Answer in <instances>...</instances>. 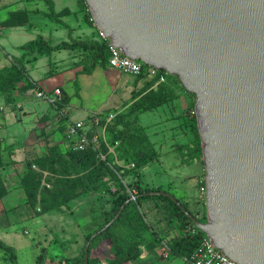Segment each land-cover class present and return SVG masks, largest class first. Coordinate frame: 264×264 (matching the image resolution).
I'll list each match as a JSON object with an SVG mask.
<instances>
[{
	"label": "rangeland",
	"instance_id": "obj_1",
	"mask_svg": "<svg viewBox=\"0 0 264 264\" xmlns=\"http://www.w3.org/2000/svg\"><path fill=\"white\" fill-rule=\"evenodd\" d=\"M54 2L55 9L63 13V20L78 25L81 38L97 36L86 0ZM35 9L48 11V3L45 0H0V69L10 66L16 48L20 56V44L37 32V27L31 25L29 31L33 34L27 33L28 23L13 25L17 20L16 11ZM48 20L49 24L62 27ZM61 40L55 35L51 38L53 43ZM54 54L43 56L45 59L36 62L35 68L34 63H27V68L31 66L35 76L49 69L48 81L68 68L82 69L78 63L83 59L81 52H71V57L78 61L74 59L73 63L58 67L51 63ZM61 61L66 62V57H61ZM87 64L85 61V66ZM79 75L73 79L70 90L62 87L64 92L54 104L47 101L49 104L42 105L43 99L35 93L37 83L30 78L13 93L0 94V240L15 248L19 264H76V259L85 252L87 234L98 227L95 216L101 215V208L110 209L120 194L134 196L138 183L173 193L200 218L206 210L205 193L201 190L206 170L195 94L182 85L177 75L165 70L148 73L141 84L137 75L121 72L108 64L97 66L91 74ZM33 84L35 90L31 88ZM177 100H182L181 106L174 105ZM96 109L101 113H96ZM111 114L115 115L108 120ZM177 114L184 117V121L170 123V116ZM78 119L85 120L89 134L100 138L94 150L100 159L107 157L102 178L105 183L99 191L79 194L80 189H76L73 199L43 212L40 192L37 199L32 200L24 187L29 162L53 149L52 156L47 158L56 161L54 167L59 172L45 170L42 185L56 188L62 175L78 176L62 161V158L71 160L68 153L74 147L66 130ZM143 149L149 151L148 160L137 168L135 160ZM32 168L41 170L38 165ZM64 168L67 170L62 172ZM197 174L203 177L201 184ZM142 211L140 229L127 241L132 246L138 245L141 253L124 264H192L170 254L171 241L181 233L178 226L182 222L173 215L174 206L168 201L151 199L143 202ZM40 254H44L41 261ZM90 258L93 264H112L115 249L111 241L99 243L91 250ZM0 264H11L9 253L1 247Z\"/></svg>",
	"mask_w": 264,
	"mask_h": 264
},
{
	"label": "water",
	"instance_id": "obj_2",
	"mask_svg": "<svg viewBox=\"0 0 264 264\" xmlns=\"http://www.w3.org/2000/svg\"><path fill=\"white\" fill-rule=\"evenodd\" d=\"M86 2L112 45L177 75L196 96L206 219L171 192L144 194L170 197L236 262L264 264V0ZM95 234L86 245V264Z\"/></svg>",
	"mask_w": 264,
	"mask_h": 264
},
{
	"label": "trees",
	"instance_id": "obj_3",
	"mask_svg": "<svg viewBox=\"0 0 264 264\" xmlns=\"http://www.w3.org/2000/svg\"><path fill=\"white\" fill-rule=\"evenodd\" d=\"M45 1L48 3V11L38 9L22 10V12L16 11L17 20L13 23V25L29 23V13L34 12L40 13L56 23L69 27V25L62 19V11H57L55 9L54 0ZM20 48L22 49L21 55L12 58L13 61L10 66L0 69V94L13 93L26 80L29 78L31 79L27 63H32L45 55L48 56L54 52L64 49H68L71 52H81V54H83V59L78 63L82 65V69L77 71L78 74H91L97 66H105L108 64L109 57V48L107 43L100 41L96 38V36L92 39L74 38L71 36V31L68 39H63L57 43H53L50 38L47 39L44 35L38 34L36 38L26 42ZM85 61H88L87 66H85ZM148 69V66H143L142 72L137 75V78L141 80L145 77L149 73ZM34 85L35 84H33L31 88H34ZM137 106L139 107V105ZM71 141L73 146L75 139H71ZM94 149L95 148L93 146H89L84 150L70 149L68 156L71 160H64V158H62V161L66 162L68 167L72 168L71 172L79 175L76 177H71L68 174V176L62 175V177L59 178V183L56 188L42 185V180L44 178L43 172L45 170L50 172H59L54 167L56 161L53 159L50 161L47 158V156H52L53 149H48L45 154L30 160V167L27 172L24 186L28 197L32 200H36L38 193L40 192L42 196L40 205L43 206V212H48L51 209L63 205L66 201L73 199L75 196L72 193L76 189H80L79 194L93 190H102L103 184L105 183V181L102 180L103 167L107 157L106 160L100 159L98 152ZM148 156L149 151L147 149L139 151L138 158L135 160V167H141L148 160ZM32 165H38L41 170L32 168ZM65 170L67 169L64 168L62 172ZM68 172L69 170L67 173ZM46 180L49 181L50 177H47ZM65 183H67V186H64ZM136 189L137 192L134 194V196L137 197L136 199H131L129 203L125 204L128 199L134 196H131L128 193L120 194L115 197L110 209L102 207L101 215L95 216L98 227L86 236L88 242L96 233L94 238L91 240L89 253L102 241L109 240L115 249V258L112 261V264H124L128 260L137 258L141 253L140 249L138 245L132 246L127 244L128 238L135 235L140 229L139 227L141 226L144 217V213L142 211L143 202L151 199H160L168 201L172 206H174L175 212L173 215L182 220L181 225L183 226V230H181L179 235L172 239L170 244V254L172 257H181L185 259V261L190 262L191 254L200 245L204 236L203 231L199 230V232L195 235L188 233L189 226L192 225L193 222L184 210H182V208L170 197L165 195L144 194L145 192L151 190H163L162 187L143 186L142 183H138L136 185ZM177 199L180 200L179 198ZM180 201L186 206L188 211H192L187 207L184 201ZM124 204L125 208L117 220L108 228L102 230V228H104L106 224H108L120 211ZM192 213L195 214L193 211ZM196 216L199 219H206V210L203 212L201 218L198 215ZM0 247L9 253L11 264H19L16 261V252L13 246L7 245L0 240ZM43 251H45L44 248ZM43 258L44 254H40V261ZM93 261L94 260L92 258H89L88 262L89 264H93ZM76 264H86L85 252L80 258L76 259Z\"/></svg>",
	"mask_w": 264,
	"mask_h": 264
},
{
	"label": "built area",
	"instance_id": "obj_4",
	"mask_svg": "<svg viewBox=\"0 0 264 264\" xmlns=\"http://www.w3.org/2000/svg\"><path fill=\"white\" fill-rule=\"evenodd\" d=\"M96 38L108 44V65L111 68L117 69L124 73L139 75L142 72L143 66H148L143 65L123 54V52L119 48L112 45L110 39L107 37L105 32L98 28ZM148 67V71L150 74L156 70L151 66ZM61 94L62 90L58 87L51 91L36 89V95L39 98L44 99L52 104H54L58 99L61 98ZM110 116L114 117V115L112 114ZM85 128V120L73 121L68 126L67 136L70 140L75 139V142L73 144L74 149L84 150L89 146H93L97 149L98 144L100 143L99 136L89 134V132ZM202 191L203 193H205V186L202 187ZM199 230L201 229L193 223L189 226L188 233L195 235L199 232ZM166 254H168V252ZM190 262L192 264H240L235 260L231 259L223 251L218 249L205 233L200 245L191 254Z\"/></svg>",
	"mask_w": 264,
	"mask_h": 264
},
{
	"label": "crops",
	"instance_id": "obj_5",
	"mask_svg": "<svg viewBox=\"0 0 264 264\" xmlns=\"http://www.w3.org/2000/svg\"><path fill=\"white\" fill-rule=\"evenodd\" d=\"M69 12H71V11H69ZM48 19L49 18H47L46 16H44V15H42L40 13H34V12H30L29 13V23L26 26V28L28 30L26 29L25 31L27 33L31 34L32 33V32H30L32 30L31 29V25H33L34 27H37V32H36L37 34L36 33L35 34L32 33L33 35L31 37H29L30 39H28L26 42L36 38L38 36V34H42L45 37H48L50 39L52 38L53 35H55L58 38L68 39L69 36H70V31H71V36H73L74 38H81L80 35H81L82 32L80 31L79 27H77L78 25L75 26L73 24H70L66 19H64V21L69 25V27L61 25L63 27L62 28L60 26H54V25L49 24V20ZM59 30H60V32H57ZM96 32H97V28H96ZM57 34H58V36H57ZM25 43H23V44H25ZM23 44H20V45L22 46ZM14 50H15V48H14ZM15 52L16 53H14V54L17 56V52H19V49L16 48ZM55 53H56V55L55 54L52 55L53 56L52 61H54V62H51V63H54V65H56V66L57 65H61V64L65 65V64L73 63L72 61H74V59H76V58H72L71 57V51L68 50V49L57 51ZM61 57H66L67 61L66 62L65 61H61ZM42 58H43V60L45 59V57H40L36 61L32 62V63H34L33 64L34 66L32 65V67L35 68V65L37 64L36 62H38ZM55 59H58V60H55ZM48 61H49V59H48ZM50 61H51V58H50ZM76 61H78V60L76 59ZM45 63H46V61H45ZM30 67H29V69H30L29 73H30L31 79H32V81L37 83L36 89L37 88H39V89L41 88V90H42V87H43V90L45 89V90H48V91H51V90H53V89H55L57 87L61 88L63 92H64V89L70 90V88H72L71 86H73V84H74L73 79H75L77 76H80L77 73V71L79 69L78 66H77L75 68H68L67 70L60 71L59 73H57L54 76L50 77V78H53L52 81H48V78H47L46 75H47L49 69L47 70V68H46L44 71H42V73L40 75H36L35 76V75H33L32 68H30ZM80 79H81V77H80ZM144 80H146V79L142 78L140 80V84L143 83ZM34 90H35V88H34ZM35 93H36V91H35ZM184 102H185V100H183V103ZM42 103H43L42 105H45L48 102L46 100L44 101V99H43ZM175 103L179 104V106H181L180 103L182 104V100H177V102H174V105H175ZM172 109H174L173 106H172ZM179 109L180 108L178 107V111H180ZM96 113L100 114L101 111L96 109ZM113 115H115V114H113ZM170 117L172 118L170 120V123H172V124L175 123V120L181 119L180 121H184V117H180L179 114L176 115L177 119H176V117H174V115H171ZM112 118L113 117H111L110 115L108 116V120H111ZM78 120H84V119H78ZM66 135H67V130H66ZM28 157H30V156H28ZM202 161H203V159H202ZM199 176H201V174H199V175L197 174L196 178L198 177V179H197L198 183L201 184V182L203 181V177L200 178ZM200 184H199V187H201ZM202 187H201V190H202ZM178 228L180 229V231L183 230V226L181 224H179Z\"/></svg>",
	"mask_w": 264,
	"mask_h": 264
}]
</instances>
